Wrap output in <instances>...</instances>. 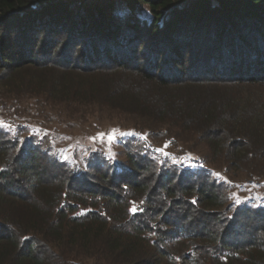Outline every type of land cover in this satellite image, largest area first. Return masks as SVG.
I'll use <instances>...</instances> for the list:
<instances>
[{"label": "trees", "instance_id": "16d2710c", "mask_svg": "<svg viewBox=\"0 0 264 264\" xmlns=\"http://www.w3.org/2000/svg\"><path fill=\"white\" fill-rule=\"evenodd\" d=\"M23 93L98 95L263 158L264 0H0V109ZM2 123L0 264H264V204L206 172L129 153L85 182Z\"/></svg>", "mask_w": 264, "mask_h": 264}, {"label": "rangeland", "instance_id": "374dc122", "mask_svg": "<svg viewBox=\"0 0 264 264\" xmlns=\"http://www.w3.org/2000/svg\"><path fill=\"white\" fill-rule=\"evenodd\" d=\"M62 97L51 101L23 93L11 98L18 104L8 113L0 109V125L2 120L12 123L9 137L39 150L72 174H85V182L97 176V167L109 174L125 172L127 155L132 153L187 172H206L234 203L264 204V157L230 161L214 154L197 132L154 118L150 111L121 109L98 95L82 102ZM113 132L115 139L109 142ZM99 133L105 134L103 139ZM161 148L167 154L157 151ZM88 245L80 252L88 253Z\"/></svg>", "mask_w": 264, "mask_h": 264}, {"label": "snow or ice", "instance_id": "6c2138e0", "mask_svg": "<svg viewBox=\"0 0 264 264\" xmlns=\"http://www.w3.org/2000/svg\"><path fill=\"white\" fill-rule=\"evenodd\" d=\"M98 135H99V137L101 139H103L105 134L104 133H99ZM107 138H108L109 142H112L115 139L114 132H113V134H109ZM92 139H95V137H93ZM157 151H160V152L164 153V149H162V148L161 149H157ZM164 154H167V153H164ZM136 210H137L136 208L132 209L133 212H135Z\"/></svg>", "mask_w": 264, "mask_h": 264}]
</instances>
